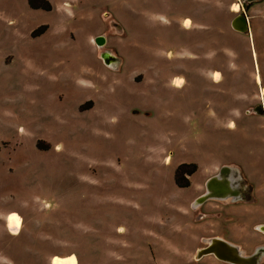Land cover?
Returning <instances> with one entry per match:
<instances>
[{
	"label": "rangeland",
	"instance_id": "374dc122",
	"mask_svg": "<svg viewBox=\"0 0 264 264\" xmlns=\"http://www.w3.org/2000/svg\"><path fill=\"white\" fill-rule=\"evenodd\" d=\"M46 1L0 0V264H229L196 252L264 245V0L248 34L241 0ZM226 164L251 190L193 207Z\"/></svg>",
	"mask_w": 264,
	"mask_h": 264
},
{
	"label": "water",
	"instance_id": "95a60500",
	"mask_svg": "<svg viewBox=\"0 0 264 264\" xmlns=\"http://www.w3.org/2000/svg\"><path fill=\"white\" fill-rule=\"evenodd\" d=\"M255 0H241V9L231 19L230 25L232 29L239 33H250L248 17L246 9L248 3ZM96 43L102 47L104 45V37L102 35L96 37ZM101 57L108 65H113L116 62V57L107 51L101 52ZM253 111L257 114H264L262 105L253 107ZM241 180L240 170L231 165H223L219 171L209 177L205 183V191L199 195L192 203L193 207H197L210 199H226L231 197L237 200L241 197V188L239 187ZM207 245L199 248L196 252V258L212 254L216 258L231 263V264H253V255H243L239 246L221 237H211L206 239ZM260 250V247L256 251ZM252 261V263H251Z\"/></svg>",
	"mask_w": 264,
	"mask_h": 264
},
{
	"label": "flooded vegetation",
	"instance_id": "af4514ba",
	"mask_svg": "<svg viewBox=\"0 0 264 264\" xmlns=\"http://www.w3.org/2000/svg\"><path fill=\"white\" fill-rule=\"evenodd\" d=\"M258 77H259V74L256 76V79H257V82H258ZM251 190V188H248V187H245L244 189L241 188V197L243 198L244 194L246 193V191H249ZM251 199V198H250ZM258 225V224H257ZM259 225H262V227L264 228V223H259ZM256 225L253 226L254 229H257L255 228ZM264 234V230L262 232ZM214 237V236H213ZM218 237V236H217ZM224 239V238H223ZM207 245V244H206ZM205 245V246H206ZM260 247V250L258 249V251H256V249ZM242 252V251H241ZM243 255H246V256H250V255H253V258H252V261H253V264H261V263H264V245H259L257 247H255L252 252H250L249 254H245L244 252H242ZM208 255H211L213 256L216 260H219V261H222L218 258H216L214 255L212 254H208ZM206 256V255H205ZM251 261V263H252ZM222 262H225V261H222ZM228 263V262H226ZM231 264V263H229Z\"/></svg>",
	"mask_w": 264,
	"mask_h": 264
},
{
	"label": "trees",
	"instance_id": "16d2710c",
	"mask_svg": "<svg viewBox=\"0 0 264 264\" xmlns=\"http://www.w3.org/2000/svg\"><path fill=\"white\" fill-rule=\"evenodd\" d=\"M29 1V3H30V5L32 6V7H41V6H43L44 8H46V9H48L49 8V5H48V3H47V1L46 0H42V1H44L43 3H45V4H43V5H36V3H34V0H28ZM38 30H40V31H38V32H36L35 34L37 35V34H40L41 32H42V30L39 28ZM183 165H180L178 168H177V170H176V173H175V177H176V183L179 185V186H186L187 185V179L185 178V176H184V173H186L187 171H185V170H183ZM192 170H193V168L189 171V173H191L192 172ZM185 180V181H184Z\"/></svg>",
	"mask_w": 264,
	"mask_h": 264
},
{
	"label": "bare ground",
	"instance_id": "6f19581e",
	"mask_svg": "<svg viewBox=\"0 0 264 264\" xmlns=\"http://www.w3.org/2000/svg\"><path fill=\"white\" fill-rule=\"evenodd\" d=\"M234 10H236V11L238 10L237 6L234 7ZM258 82L260 83V75L258 77ZM262 92L264 93V91H262ZM8 223H9V228H15V227H18L19 220L15 215H12V216H10ZM53 264H70V261L67 259H64L62 257L56 256L53 258Z\"/></svg>",
	"mask_w": 264,
	"mask_h": 264
}]
</instances>
